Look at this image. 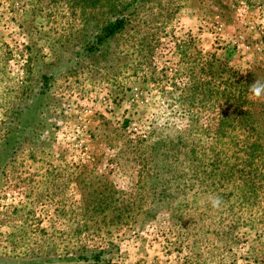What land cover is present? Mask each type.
Instances as JSON below:
<instances>
[{
    "label": "rangeland",
    "instance_id": "obj_1",
    "mask_svg": "<svg viewBox=\"0 0 264 264\" xmlns=\"http://www.w3.org/2000/svg\"><path fill=\"white\" fill-rule=\"evenodd\" d=\"M256 79L264 0H0V264H264Z\"/></svg>",
    "mask_w": 264,
    "mask_h": 264
},
{
    "label": "clouds",
    "instance_id": "obj_2",
    "mask_svg": "<svg viewBox=\"0 0 264 264\" xmlns=\"http://www.w3.org/2000/svg\"><path fill=\"white\" fill-rule=\"evenodd\" d=\"M250 98L254 101L264 100V82L256 79L254 83L248 86ZM211 207L213 209H219L222 200L219 197H210Z\"/></svg>",
    "mask_w": 264,
    "mask_h": 264
},
{
    "label": "trees",
    "instance_id": "obj_3",
    "mask_svg": "<svg viewBox=\"0 0 264 264\" xmlns=\"http://www.w3.org/2000/svg\"><path fill=\"white\" fill-rule=\"evenodd\" d=\"M125 26V19L120 18L116 19L115 21L107 24L102 31V35L98 37L97 41H103L104 39L110 38L114 36L117 32L122 30V28ZM213 89V88H211ZM231 104H229V107Z\"/></svg>",
    "mask_w": 264,
    "mask_h": 264
}]
</instances>
